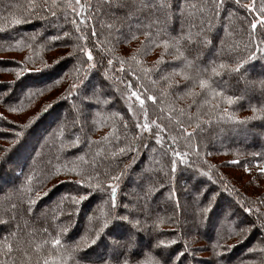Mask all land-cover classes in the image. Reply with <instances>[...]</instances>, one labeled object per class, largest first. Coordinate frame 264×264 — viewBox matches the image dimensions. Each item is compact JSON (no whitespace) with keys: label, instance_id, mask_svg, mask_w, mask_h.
<instances>
[{"label":"trees","instance_id":"16d2710c","mask_svg":"<svg viewBox=\"0 0 264 264\" xmlns=\"http://www.w3.org/2000/svg\"><path fill=\"white\" fill-rule=\"evenodd\" d=\"M13 1L15 2L18 0ZM33 2H37L38 5L36 4L37 7L34 10H30L28 3L30 4ZM39 2V0H20L17 2L18 5L13 6L14 8L12 10V5L10 7V5L6 4V0H0V29H4V31L0 32V35L3 36V39L13 38V40L10 39L11 41L0 40V54L4 52L19 53L36 48H38L37 50L48 49L51 47V45H57L54 47L56 48L60 46L58 44L64 45V47L66 45H70L66 43V38L64 37H62L60 40H53V37L57 35L61 36L59 32L58 34L54 32L53 26L55 25L53 24V19H60V25L62 26H64L65 19H67V21H70L71 19L77 20L79 23L80 21L83 23L84 20L81 18V14L76 13L75 10L72 9V6L68 7V5H72L74 1L56 0L58 7L53 9L56 12L55 16H51V14L48 13V8L41 5ZM41 2L44 4V0H41ZM165 2L167 3V1ZM170 2L172 3V0ZM250 2H252L254 7L257 9V12L254 14V16L251 14L253 13V10L248 9L250 7H239L233 2V0H225L224 7L221 8L218 14L215 16H213L211 11H209L205 6L203 7L202 3L196 5L188 4L185 8H183L185 15L180 18L178 22V28H173V22L170 25H168V23L166 25L163 23L165 20L164 12L161 13L162 20L160 27H166L171 36H177L181 31L183 22L185 35L187 36L189 33L195 34V32L200 31L201 28L207 30V23H204V21L211 20L212 29L211 31L207 32L209 38L211 37V33L218 34L220 32L221 39L218 42L215 40L216 43L211 42V46L202 49L203 56L202 59L198 61L202 67H208L209 69L211 68V64L209 62L213 59H216L214 52L217 50L222 49L224 52H229L230 50L234 49V51H231L232 56L246 59L251 52H255V46L259 45L261 51L255 52V59L249 60L246 63L245 68L241 69L240 74H233L231 77L225 75L222 78L218 77L212 78L210 80L213 88H215L217 91L222 90L225 93V96L234 97L236 99L237 107L241 106L243 111L248 109V111L251 112L254 111L253 109H256L254 112L255 116L257 115L258 117L240 120L245 121L246 123L244 124L235 123V120L238 119L234 117V110L240 109H237L235 106L233 108L232 105L230 108L231 110H228V112L234 119L229 120L227 116H224L223 119H220L219 117L223 115L222 109L226 108L225 102L224 100L220 101L221 99H219L220 97L218 96L212 100V97L208 95V100L214 101L213 104L219 105V108L213 110L214 118L212 119V123L207 125V123L201 122L200 128L197 130V120L195 118L196 114H190L189 111H191V108L185 107L181 104L180 101L182 98L178 100L177 94H179V88L177 91V87L179 86V80H174L173 82L171 81V86L167 89V91H165L162 89L163 87L161 85L156 86L152 83V80H149L143 75L142 72L139 71L140 68H150L154 65H145V54L139 51L138 47L134 45V42L138 41L135 39L128 40L132 43V46L124 47L126 44L124 41L120 46H117V48L114 49L116 50V53L111 57L113 64L115 65L114 67L107 65L103 60V63H98L97 67L88 72L87 75L85 69L87 68L88 62L83 63L82 71L84 74H81L80 77H77V84L83 83L82 85L78 84L82 89H84L83 86H88L89 89L94 88L97 79L102 78L101 73L104 71L108 72V79L102 78V82L100 83L101 87H99L98 90L93 94L97 104H91L93 107L92 130H90L89 126L81 123L80 120L77 126L73 127L72 121L76 119L77 116L76 114L73 115V109L68 106L70 103L69 100L61 99L56 104H51V107L47 109V112H42L41 117L36 121L31 129L32 133L33 129H35L37 133V130L41 128L43 135L47 137V141L43 142L42 147L44 150L42 151V154L34 156L30 160L29 157L36 146V142H32L30 149H28L26 147L28 146L26 140L22 138V140H24L23 147H20L19 151L17 152V145L15 141L11 146L13 148V153L10 154V159L8 162L0 163V191L4 185H10L9 190L2 192L0 195V220L7 221V223L4 225L3 223H0V228H5V230H7L6 234L0 236V245L4 243V238L7 237V242L11 243L14 249L13 252L7 256H3V254L0 252V260H5L8 262V264H13V262L14 264H37V262H39V264H43L44 259H49L50 264H57V262L65 255L63 248H53L50 243H45V241H50L54 236L58 235L60 226L68 225L67 217L61 216L60 210L61 208L68 210L70 207L69 203L65 201L60 207H57L56 205V202L59 200L62 194H83L88 197L79 205L78 215L73 221L74 227L70 229V232H68L66 237H61L62 242L65 244L71 243V241H68L69 239H67V237L78 238V233L80 234L82 229L85 228L88 223L87 217L92 216V211L94 209L97 212L95 216L101 217H103V214L105 213H107L109 216L113 214L115 215L116 212L121 213L122 210L118 209L117 206L112 208L110 203H104V201L109 200V193L107 191L97 194V191L94 193L91 191L87 192V187L80 188L79 190L74 184L61 182L66 181L67 179L58 180V182H61H56L58 184L54 182L59 179L58 177L60 176L66 177V175L75 174L69 171V169L75 166L78 172L83 173V179L85 178L84 180L88 179L89 173H91L93 177H98V179L103 182L106 187L107 184H110L105 181L108 177L111 175H118L121 172L126 175L127 171H129L131 168V163L136 158L137 154H141L146 149H151L150 145H152L151 141L153 139V134L147 131H142L139 128H135L134 124L137 122V120L132 117V112L127 109L125 100L129 94V89L126 87L128 81L124 79L126 75L128 79L132 81L133 87L131 90H136L143 94L142 98L145 101V109L148 114L149 123L152 121V115H160V118L162 119L161 125L163 124L167 129L173 128V130L177 133L176 142L180 146V149L182 148L183 150L189 149L194 151L197 146H193L191 138L196 137L201 138L200 141L203 147H209L211 150L214 149L219 155L225 154L230 150H238V152L241 154L249 150V156L252 157L256 154L264 164V29H262L260 24L257 23V16L259 15V12L260 15L264 17V12H261V7L264 6V0H251ZM207 4L208 2H206V5ZM200 8H202V10H200ZM203 8L206 10L205 12L203 11ZM227 8L234 11L236 10L237 15H231V18H229L228 13L230 12L227 10ZM12 11L15 13L13 14ZM171 12L169 15H172ZM146 13H148V11ZM37 15H39L38 17H40L42 20L38 24L40 27L42 26L41 30H38V33L41 37L33 40V38H31L33 36L23 37L19 35L21 32L23 34L24 32L26 33L27 29L24 23L31 17L35 18ZM140 17L141 20L145 21L146 23H149L152 19H156V17H152L150 13L147 15H140ZM173 17L175 16L173 15ZM14 18L24 19L25 22L13 25L12 20ZM175 19L178 20V17ZM124 20V23H129V25L134 27L133 31H135L139 22L128 20L125 17ZM111 21L117 22L118 19L111 18ZM250 22L257 23V28L252 29L250 27ZM115 26L120 28L121 31L125 32V30L122 29L123 23H120L118 26L115 24ZM224 28H227L226 32H223ZM110 33L111 34L108 32H101V37H103L101 38V42L113 45L115 41H117L118 37L112 35L115 33ZM116 33L118 32L116 31ZM249 33H251V36ZM137 36L138 39L144 40L142 43H146L149 47H151V44L146 39L145 35L137 32ZM161 38H163V36ZM193 38L195 39L196 37L193 35ZM74 44L84 45L79 39H77V43L74 42ZM139 44L141 45V42ZM29 45H31V47ZM195 46L197 48L194 51L195 53L201 50L198 43L195 44ZM191 48L192 47L187 45L186 40L181 41V51L184 52L185 56H187L189 60L193 59L194 57ZM73 49L78 53L77 56L81 60L86 61V56H83L81 53H79L77 48L73 47ZM39 52L41 53V50ZM133 56H135V60L132 59ZM37 57L41 58V56ZM121 59L125 61V64L123 65L125 72H120L117 70L121 67L118 63V61ZM2 61L3 60L0 58V73L6 74L11 70L10 72H14V75L17 77L15 78L18 79L20 84L18 87L15 84H0V89H3V92L6 89H9L11 95L4 97L0 93V105L10 102L12 105H15L13 106L15 110H24L25 107L31 103V101L40 97L39 95L41 93L43 94L46 88L54 87L62 79V76L61 78L59 76L55 78L53 82L48 84L50 80L48 81L47 78H53L57 73L60 72V69L55 67L57 64L50 65L49 63H46L50 65V67L47 69L44 68L45 64L28 68L21 76L19 73H22L21 68L25 69L24 63L15 61L13 65L15 67L11 69L12 66L9 65L8 62L3 63ZM97 61H100V59ZM219 62L220 61L217 60V64ZM229 63L234 64V61H229ZM165 66L178 68L182 67V64L176 61L173 63L168 62L160 65L161 72H153L151 74L152 79L160 77L161 73L165 74L167 69L164 68ZM133 68H135L138 74L141 76L139 82H137L135 77L131 76L130 74V69ZM37 69H41V71H37ZM16 70L19 71L16 72ZM248 70L261 76L258 79V82H260L258 85L261 86L259 89H248V86H250L249 81L244 76L245 71ZM241 75L242 77L240 78ZM210 76V71L205 74V78ZM222 81H227V83H222ZM239 81H242V83ZM33 82L37 84L38 82H42L47 83L48 85H43V87L42 85L38 86L35 88L37 90H30L31 93L30 91L25 90L26 92H23L25 95L21 99L18 101H13L15 98V95L13 94L15 89L17 93L19 92L20 88L23 89L25 87V84ZM9 85H12V87H9ZM108 85H111V87ZM146 87L151 90L155 97L158 98H156L155 102L147 98L148 91H146ZM110 88L112 89V96L114 97V100H111L108 97L107 93L109 92L108 89ZM149 96L153 95L150 94ZM250 96L252 98L256 96L260 99L259 101H251L248 99ZM75 101L79 102V99H72L71 103ZM129 103L132 104V110H135L136 114L141 115L140 117H142L141 119H143L142 121L144 122V114L140 110L139 104L135 102L134 99ZM66 108H70L67 120L64 118V120L59 121V123H57L55 126H53V123V127H51L49 134L46 133L47 127L45 125L47 124V121H49L48 118L51 119L50 123L53 121L56 122L59 118L65 116L64 109ZM195 109L196 108L193 110ZM159 110L160 112L164 113H158ZM181 110H183V114ZM208 111V105H205L204 108L200 110V115H203V117H201V121L207 120L209 118L207 114ZM1 120L2 119H0V121ZM124 122L128 124L127 129L123 127ZM1 123L2 122H0V124ZM186 123H189L190 127L194 126L191 130L195 132L192 131L194 135L191 138L187 137L185 134L184 130L186 128L184 127V124ZM61 125H63L64 128L63 137H61L59 134ZM81 125H83V132L79 130ZM156 125L157 124H154V126L150 125L152 129H154L153 132L157 131ZM205 125L208 128H206ZM258 126L263 130L261 129L259 131ZM69 129H71V131H69ZM186 130L187 132L191 131L189 129ZM91 131L95 132V134L93 132L91 133ZM72 132H75L76 135H72ZM32 133L28 135V138L32 137ZM198 133L200 134L198 135ZM38 136L39 137L37 138L40 140L42 133H40ZM76 136L80 137L79 144L74 143ZM115 136H119L120 140L117 141ZM141 136L142 139L139 138ZM105 137H108L109 139L105 140ZM233 140H235L237 143H234ZM242 140L249 142L250 147L245 145V143L243 144ZM93 141H96L97 143H92ZM215 143L219 145L214 147L213 145ZM130 144H135L138 148V151L129 152L123 156H120L119 154L115 157L112 156L114 151L118 153V147H127ZM161 154L162 155L160 156L159 153H157V156L155 157L156 153L153 152L151 156L149 155L151 158L150 160H152V164H148L149 166H146L145 170L142 171L143 178H145L147 182H145L143 190L135 194L132 200L127 201L126 197L120 193L121 184L125 179L123 178V175L121 176L120 181H118L119 186L116 193L119 195L118 197L122 202H129L135 206L133 214L135 215L136 220L147 223V225L150 226L148 227V235L145 233V237H143L144 235L141 230L130 227L127 221L113 220L110 222L109 226L112 229V235L115 234L114 232L116 230L119 233H123V235L124 233H127V231H132L135 233L136 239H138L137 241L135 240L133 253L124 254L121 256V260H123L126 256L128 258L129 264H157L159 259L157 255L158 249L156 247L157 236H159L160 239H164L165 241L169 239H176L178 243L173 246L174 249L183 250V247L185 245L187 246V242L183 241L185 239L182 237L178 238V236L175 237L177 231H171L167 227L168 224H174V216L172 214L176 211V200L178 199V196L177 192L175 191V180L173 179V176L176 175L177 171L171 172V168L169 169L172 157H170V155L166 152ZM80 156L84 157V161L79 160ZM177 157L175 156V158ZM197 157L198 156H195V159H193L191 163H186L185 159L181 160L180 157H178V159L180 162L184 161L181 163V169H183L181 177L185 176L186 180H195V184L201 183L200 185H204L206 187V191L204 192L203 196L196 193L197 201L195 204L198 215L197 217L195 215V222L197 223L196 225H199V228L197 229L195 226V230L198 232V234L203 236L204 240L208 244H210L209 251L212 254V257L196 258L194 253L187 246L188 252L187 261L185 264H230L232 260L233 261L231 264H246L252 259H256V264H264V252L259 250L255 255L245 254L240 258L238 257L241 251H243L244 247L248 248V246H252L254 243L258 242L255 241V238H253L254 236L251 239H248L246 241L247 243L244 245H238L237 243L234 244L235 247L230 249L225 248V245H232L241 237L236 234L239 232V229L236 227L235 223H225V227H223L224 229H221L220 231H217V225L214 223L211 231L209 232V230H207V228L212 224L211 222H213V220L216 222H221L223 213L229 210L237 212L239 216L247 221L248 225L250 226H257L258 224L260 225L262 223V219L258 218L260 216L259 212L257 214L256 210H254L252 213H247L242 210L240 207L243 206L242 201L238 198V195L235 194L232 188L229 187V189L227 188L228 191H224V189L222 191V188L216 187L213 184L215 181L213 178V173L215 174L216 170H213V168L208 166L206 162L198 160ZM173 160L178 162L176 159ZM123 165H125V167ZM56 169H59L58 174H54ZM164 170L171 172V179L161 177L160 174H162ZM201 173H208V176L201 175ZM29 176L32 177L30 184L28 180ZM16 179L20 180V183L17 185L15 183ZM130 179L132 180V178ZM94 181L96 182L95 179L90 181L88 179V182L95 183ZM115 182L116 181H113V183ZM137 185L138 184H136V186ZM197 186H192V183L189 184V187H191L195 192L198 191ZM29 187L32 189L31 192L27 191ZM136 188L137 187H135V189ZM157 188H161L162 192L159 190L157 192ZM149 189H151L152 194L148 197H145L144 194ZM36 192H39L43 198L38 199L37 203L31 206L32 211L26 212L25 209L28 207V198L31 196L33 199H36ZM44 192H48L49 195L43 196ZM212 193H218L216 197V203L213 206V210L211 212L204 214L201 212V209L207 205L208 198H210ZM124 194L128 195V192L125 191ZM162 199H165V202L162 204L161 209H163L161 211L160 209L155 210V208H152L151 203L153 204V202H155L154 205L157 206L163 201ZM95 200L98 201L96 202ZM45 202L51 203L49 206H45ZM244 206L243 208H245ZM83 207L84 209L87 208V210L83 211ZM81 216L85 217V222L80 220ZM169 217H172L173 220H170ZM202 219L203 223H201ZM174 225H176V222ZM259 225L257 230L261 229ZM23 227H26V229ZM45 228L48 229L47 232L44 231ZM178 235L181 234L179 233ZM225 235V239L220 238L221 236ZM110 237L111 235L107 236L105 238V243L101 244L105 245L102 251H111L110 257L108 259H111L112 255V247H109L112 245L108 242L110 241ZM213 240L216 241L214 242ZM151 241H153L155 244L156 255L152 253L146 254V252V255L144 254L143 256H139L138 254L141 253V248L151 244ZM217 241H219V246H216ZM37 244L42 245V248L39 252L36 251ZM106 244L109 246H106ZM261 248H264V246L260 247V249ZM213 249L215 250V253H223V255H215ZM102 251L100 250L101 254H99L100 256L96 257L97 259L104 257ZM29 257H31V260H29ZM146 258L149 260L147 261ZM23 259H26L27 261H24ZM81 264H85V262H81Z\"/></svg>","mask_w":264,"mask_h":264},{"label":"rangeland","instance_id":"374dc122","mask_svg":"<svg viewBox=\"0 0 264 264\" xmlns=\"http://www.w3.org/2000/svg\"><path fill=\"white\" fill-rule=\"evenodd\" d=\"M19 1L20 0L15 1V2L13 0H6V2H7L6 4L10 5V7L12 5L11 8L13 10V8H14L13 6L18 5L17 2H19ZM39 1H40L39 3L44 6V4H42L41 0H39ZM73 1H74V3L72 4V9H74L76 13L81 14V18L84 20L83 23L81 21L79 23L77 20H72V19L70 21H67V19L64 18L65 19L64 20V26H62V25H60V19H56V18L53 19V24L55 25V26H53L54 32L56 34H58V32H59L61 37L66 38V40H65L66 43H68L70 45H66L64 47V45L58 44L60 46H58L56 48H54V47L57 45H55V46L51 45V47H49L48 49L37 50L38 48H36V49H29L27 51L19 52V53L4 52V53L0 54V58L3 60L2 62L3 63L8 62V64L12 66L11 69H13L15 67V66H13L15 61H19L20 63H24L25 69L21 68L22 73H19V74H21V76L23 75V72L26 69L33 68V67H36V66H39L42 64H46V63H49L50 65L57 64V66H55V67H57V69L59 68L60 72H62V73H60V72L57 73L53 78H51V77L47 78L48 81L50 80L48 82V84H49V83L53 82L55 80V78H57L59 76L61 78V76H62V79L60 80L59 83H57L52 88H46L44 90L43 94L41 93L39 95L40 97L31 101V103H29L25 107L24 110L13 111L12 109H14L13 106H15V105H12L10 102H6L5 104L0 105V117H2V120L0 121V122H2L0 124V149L11 147L12 144L16 141L15 133L21 132V130L23 129L22 131L26 132L25 137H24V139L26 140V143L28 145L26 147L28 149H30L32 142H34V141L36 142V146L34 148L35 151H32L31 156H30L31 157L30 160L34 156L41 155L42 151L44 150L42 147L43 142L47 141V137H45L43 135L41 128H39L37 130V133H36L35 129H33V133H32L31 129L34 126V124L36 123V121L41 117V113L44 112L45 109L50 108L51 104L52 105L56 104L61 99L69 100L70 103L68 106L71 107V109H73V115L76 114V116H77V109L73 108V105H77L78 108L81 110L79 112L80 122L83 123L84 125L89 126L90 130H92L93 107L91 106V104L92 105L97 104V101H96L95 96L93 94L95 93V91L98 90L99 87H101L100 83L102 82V78L97 79V82L95 83V86L92 89H89L88 86H83V88H84L83 89V95L90 97V99H85L83 102H81V100L79 99V102L75 101V102L71 103L72 99H74V100L78 99V93L82 89V88H80V86L78 84L82 85L83 83H78L77 84L78 88H76V89L71 88V85L73 83H77V77H80L81 74H84L82 71V65L83 64L78 63V61L70 55L71 53L74 52V49H73V47L75 46L74 42L77 43V39L81 40V42L84 44L83 46H85L88 50H91L93 53L94 59H93V61L88 62V64H87L88 69L87 68L85 69V72L88 75V72H90L92 70V68L89 67L90 64L96 63L98 59H100V60L103 59L104 62L107 64V59H112L111 57L113 55H115V53H116V50H114V49L117 48V46H120L122 43L121 42L122 38H120V40L117 39V41H115V39H114L115 43L113 45H110L109 43L105 44V43L101 42V38H103V37H101V32H108L109 34H111L110 32H113L115 34H112V35L118 37L119 34L116 33V28H109L108 25L109 24H113V25L116 24L118 26L120 23H123L122 29H124L125 33H127L129 31V27H128L129 23H124L125 22L124 10L110 7L109 4L107 3V0H79V2H77V0H73ZM165 1H167V3ZM170 1L171 0H154V2L158 3V4L164 3V4L170 5L171 10L167 13V23H168V25H170L173 22L174 23V27H173L174 29L178 28V26H179L178 22H179L180 18L182 17L181 13L182 12L184 13L183 8H185L188 4L196 5V4L202 3V5L204 7V6H206V2H208V0H172V3ZM250 1L251 0H240V3L242 5H247L248 7H250L248 9L253 10V4ZM47 2H48V5H51L52 0H47ZM35 4L38 5L37 2H35ZM28 5H29V3H28ZM84 8H86V9H84ZM25 9H27V8H25ZM200 10H202V8H200ZM227 10H229V12L232 13V16L237 15L236 10L234 11V10H231L228 8H227ZM147 11H148V13L151 14L152 17H154V18L156 17L160 21L162 20L161 13H163V11L158 12L156 9H149V10H145L143 12H138L135 9H133L132 10V17L127 18V19L132 20L134 22H139L141 25L147 24L145 21L141 20V17H140V15H147L148 14V13H146ZM203 11L205 12L206 10L203 8ZM170 12L172 13V15H169ZM256 12H257V9L255 8V10H253V13H251V14H253V16H254V14H256ZM12 13L14 14L15 12L12 11ZM48 13L51 14L50 11ZM113 13H115V16L118 18L117 22L111 21V18H113V15H112ZM173 15L175 17H173ZM38 16L39 15L35 16V18L31 17L28 21H26L24 23L26 25V29H27L26 33L24 32V34H23L21 32V33H19V35H21L23 37L33 36V37H31V38H33V40L41 37L38 33V30H41L42 26L40 27L38 24L42 20ZM177 17H178V20L175 19ZM164 18H165V15H164ZM260 21H264V17L261 16L260 12H259V15L257 16V23H259ZM43 28H44V26H43ZM133 28L134 27L132 26V30H133ZM77 29H79V30H77ZM226 30H227V28H224L223 32H226ZM65 32L69 33L70 35L64 36ZM93 32H95V35H92ZM10 39L13 40V38H4L3 39V36L0 35V40L11 41ZM210 39H211V42H213V43L218 42L221 39V33L220 32L218 34L217 33H211ZM130 40H132V39H130ZM135 40H138V41L134 42V45L138 47L139 51H141L142 53L145 54L144 55L145 65H156L158 63V61L160 60L161 55L164 51L163 48L162 47H152V46L149 47L146 43H142V42H144L143 39L137 38ZM215 40H216V42H215ZM34 42H37V41H34ZM140 42H141V45L139 44ZM125 43L126 44L124 47L132 46V43L128 40L125 41ZM93 45H95V47H93ZM190 47H192L191 51H193V54L195 55L194 51H195V49H197L196 46L191 45ZM146 48L148 49V51H145ZM40 50H41V53L39 52ZM37 56H41V58H38ZM29 57H32V59L29 60ZM164 59L166 61H168L169 63L174 62L172 60V56H170V55H165ZM57 60H59L60 62L56 63ZM74 65L76 68L80 69L79 72L74 71ZM112 66L114 67L115 65L112 64L111 67ZM164 68H167L166 73H165V75H167L172 70L170 68H173V67H166L165 66ZM117 70L119 71V69H117ZM10 71H8L6 74L0 73V84H3V83L15 84L18 87L20 83H19L18 79H16L17 77H16V75H14V72H10ZM18 71L19 70H16V72H18ZM102 71H103V69H102ZM244 76L249 81L250 86H248V89L249 88L250 89H253V88L259 89L261 87L260 85H258V83H260V82H258L259 81L258 79L261 77L259 74H254L248 70V71H245ZM241 77H242V75L240 76V78ZM153 80H158L157 83H155V85L156 86L161 85L163 87V88L162 87L161 88L164 89L165 91H167V89L170 87L169 81H165L163 79H160V77L155 78ZM174 80L175 81L179 80V83H178L179 86L177 87V91L179 88V91H178L179 94H177L178 100L180 98H182L180 101L181 104L185 107L191 108V111H189L190 114H196L197 113L196 112L197 107L195 105H192L193 97L183 95L184 85H185V81L183 79V76L181 74L172 75L170 78V81L173 82ZM239 82L242 83V81H239ZM46 84L47 83H42V82H38V84L35 82L28 83V84H25L24 88H26V89L20 88L19 92H17V93H16V89H15V91L13 93L15 95L14 96L15 98L13 101H18L19 99H21L25 95V94H23V92L25 93L26 91L34 90L35 88H37L38 86H41V85L43 87V85H46ZM146 89H147L146 91H148L147 96H149L150 94L155 96L151 92L150 89H148L147 87H146ZM2 90L0 89V93L4 97L10 95L9 89H6L4 92ZM35 90H37V89H35ZM108 91H109L107 93L108 97L111 100H114V97L112 96V93H113L112 89L110 88V89H108ZM196 91L199 93L201 90L199 88H197ZM5 93H7V94H5ZM30 93H31V91H30ZM71 97H73V98H71ZM254 98H252L250 96V98H248V99L251 101H259V99H260V98H257L256 96ZM196 99L199 102L203 99V97H196ZM219 99H221L220 101L224 100L221 97ZM212 100H209V101L211 103H213L214 101H212ZM6 104L9 106H7ZM235 104H236V102L234 104H232L233 108L235 106L237 109H240V110H234V117L236 119L243 120V119H248V118H253V117L257 118L258 117L257 115L255 116L254 111L250 112V111H248V109H246V111H243L241 109L242 108L241 106L237 107V104L236 105ZM232 105H228L225 103L226 108L229 107L228 110H231L230 108L232 107ZM194 108H196L195 109L196 111L193 110ZM69 110H70V108L64 109L65 116H62L56 122L53 121L52 123H50L51 119L48 118L49 121H47V124L45 125L47 127L46 133L49 134L51 127L55 126L57 123H59V121L64 120V118H65V120H67V117L69 116ZM203 111H205V110H203ZM131 112H132V117H134L140 123H143V121H142L143 119H141L142 117H140L141 115L136 114L135 110H132ZM158 113H164V112H160V110H159ZM201 117H203V115ZM151 120L152 121H150V125L154 126V124H159L161 127L157 131L159 134V138L162 140V143H158L157 140L155 138H153L151 141L152 145H150L151 149L150 150L146 149L141 154H139V153L137 154L136 158L131 163V168L129 169V171H127L126 175H123V178H125V179H124L123 183L121 184L120 193L123 196H125L126 200L128 201V200H132L133 197L135 196V194H137L143 190L145 182H147V180L145 178H143V172L142 171L145 170L146 166H149L148 164H152V160H150L151 159L150 156H151V154H153V152L156 153L155 157L157 156V153H159V155L161 156L162 155L161 153L166 152L170 155V157H172L171 162L173 159L178 160V162H176L177 173L175 176H173V179L175 180V191L177 192V196H178L177 200H179V207L176 206V211L172 214L174 216L173 217L174 220L176 221V225H174L175 224V222H174V224H168L167 227L171 231H175V232L177 231L176 234L174 233L175 237L178 236V238L182 237L183 239H185L183 241L187 242L186 244H187L188 248L194 253L196 258L197 257H199V258H211L212 254L209 251L210 250V248H209L210 244H208L204 240L203 236L198 234V232L195 230V226L197 224L195 222V215H196V217L198 215L196 204H195L197 201L196 193L199 194V192L193 191L192 188L189 187V184L192 183V186L198 185L197 190H204L206 187L204 185H200L201 183L195 184V180L194 181L193 180L188 181V179L186 180L185 176L181 177L182 171H183V169H181V163L184 161L180 162V160L178 159L177 156H176L177 158H175L174 151H179L181 153V156L184 157L186 163L187 162L191 163L192 160L195 159V156H198L197 157L198 160H202V161L206 162L208 164V166L213 168V170L214 169L216 170L215 174L213 173V176H214L213 178L215 180L213 184L216 187L222 188V191L225 187L228 189H229V187L232 188L234 190L235 194L238 195V198L242 201L243 206L245 205L244 206L245 208L252 207L253 211L259 209V216L260 217H264V174H262L261 170H260L261 168H264V164L261 162V160L258 158V156L256 154L252 157L249 156L248 155V153H249L248 148H247L248 151L243 152V154L239 153L238 150H235V151L230 150L229 152H227L225 154L219 155L216 150L212 149L213 150L212 151L211 149H209V147H203V145L200 141L201 138H196V137L191 138V141L193 142V146H195V145L197 146L194 151H191L189 149H187V150L186 149L183 150L182 148L180 149V146L176 142L177 133L173 130V128L167 129L163 124L161 125L162 119L160 118V115H158V116L152 115ZM49 123H50V125H49ZM53 123H54V125L52 126ZM21 125H27L28 127L22 128ZM184 127L186 129L191 130V129H193L194 126L190 127V124L186 123V124H184ZM205 127L208 128L206 125H205ZM199 128H197V130ZM258 129L260 131L262 128L258 126ZM157 131H155V132H157ZM192 131L193 130H191L190 132H192ZM92 132L93 131H91V133ZM193 132H195V131H193ZM30 133H32V137H30L31 139L28 138V135H30ZM40 133H42V136L40 137V140H39L37 137H39L38 135ZM93 133L95 134V132H93ZM199 134L200 133H198V135ZM173 137H175V142L173 141ZM27 138H28V141H27ZM234 139H236V138H234ZM218 141H221V140H218ZM233 142L237 143L235 140H233ZM242 142H243V144L245 143V145L250 147L249 142H246L243 140H242ZM218 145L219 144L215 143L213 146L216 147ZM242 148H244V147H242ZM243 150H245V149H243ZM4 155H5V153L3 151H0V158L4 157ZM184 159H181V160H184ZM233 161H238L239 163H232ZM123 166L125 167V165H123ZM170 168H171V165L169 166V169ZM160 175H161V177H164V178H168V179L172 178L171 172H167L166 170H164L162 172V174H160ZM58 178L59 179H57L54 183L58 182V180L80 179L79 176H76V174H69V175H66V177L60 176ZM130 178H132V180ZM130 180H131V182H130ZM85 181L88 182V179H86ZM105 181H107L108 183H113V181L110 179V177H108ZM15 183H16V185L19 184L20 180L16 179ZM58 183H61V182L59 181ZM58 183H56V184H58ZM91 183H93V182H91ZM176 183H177V185H176ZM136 184H138V185L136 186ZM169 185H170V183H169ZM122 187H124V188H122ZM135 187H137V188L135 189ZM9 188H10V185H4L0 191V195L2 194V192L9 190ZM156 190H157V192H158V190L161 191V188H157ZM88 191H91L92 193H94L97 190L95 188H93V189H89V190L87 189V192ZM125 191L128 192V195L124 194ZM97 192H98L97 194H101V192H99V191H97ZM159 195H162V194H159ZM118 196L119 195H117V199H116L117 205L116 206L118 209H121L122 211H121V213L116 212V214L127 215L129 220L135 222L136 219H135V215L133 214L135 206L130 204L129 202H122ZM162 200L163 201L161 203H159L157 206L154 205L155 202H153V204L151 203L152 208H155V210L160 209V211H161L163 209V208L161 209L162 204L165 202V199H162ZM166 202H167V200H166ZM50 203L45 202L44 205L49 206ZM123 205H128V207L124 208ZM82 210L86 211L87 208L84 209V207H83ZM92 212H93L92 216H95V214H97L95 209ZM257 214H258V212H257ZM75 219H76V217H75ZM80 220H82V222H85V217L81 216ZM262 222H263V220H262ZM211 223L212 224L208 227L209 229L207 228V230H209V232L211 231V228L214 226V223H216V225H217L216 226L218 228V229L216 228L217 231H220L221 229H224L223 227H225V225H223V227H221V222H216L215 220H213V222H211ZM4 224L5 223H3V225ZM258 225L257 226H251V230L247 233L246 238L240 237L237 241H235V243L232 244V245H234V244L238 243V245H241V244L244 245L245 243H247L246 241L248 239H251L253 236H254L253 238H255V241H258L256 243H254V245L251 244L252 246H248V248L244 247L243 251H241V253L238 256L239 258L245 254L255 255L257 253V251L260 249V247L264 246V228L260 227L261 229L257 230ZM129 226L131 227V225H129ZM148 227H150V226H148L147 223H143L140 221V224L138 225V227H136V229L141 230V232L144 235L143 237H145V233L148 235V230H149ZM23 228L26 229V227H23ZM70 229L68 232H70ZM128 232L129 231H127V233H124V235H123V233H121V232L119 233L116 230L114 232L115 234L111 235V237L109 239L110 241H108V242L111 245L113 244V242H118L120 244H123L128 239ZM6 233H7V230H5V228H0V236L4 235ZM179 233L181 235H178ZM66 235H68V233L65 234V237H66ZM78 235H79V233H78ZM67 239H69L68 241H71L70 238L67 237ZM135 240L137 241L138 239H135ZM213 241L215 242L216 240H213ZM136 245H138V244H136ZM255 245H258V246H255ZM104 246L105 245H101V247L100 246L97 247L96 251L94 253H92L94 259H97L96 257L100 256L99 255V254H101L100 250L102 251ZM106 246H109V245L106 244ZM134 246H135V244L133 245V247L130 250H125L124 254L133 253ZM109 247L111 248V246H109ZM253 248H255L257 250L256 251H249V249H253ZM141 249H142L141 253L138 254L139 256H143L146 252H147L146 254H148V253L155 254V252H156L155 244L153 241H151V244H149L148 246H143ZM1 254H3V252H1ZM102 254H104V257H106L108 259L110 257L111 251L104 250V251H102ZM227 254H229V253H227ZM3 256H7V255L3 254ZM23 260L27 261L26 259H23ZM146 260L148 261L149 259L146 258ZM255 260L252 259V260L248 261V263H246V264H256ZM232 261H231V263H232Z\"/></svg>","mask_w":264,"mask_h":264},{"label":"snow or ice","instance_id":"6c2138e0","mask_svg":"<svg viewBox=\"0 0 264 264\" xmlns=\"http://www.w3.org/2000/svg\"><path fill=\"white\" fill-rule=\"evenodd\" d=\"M79 2V0H77ZM233 2L243 8H247V5H242L240 3V0H233ZM107 3L109 4L110 7L117 8L124 10L125 18H131L132 17V10L135 9L138 12H143L145 10L149 9H156L158 12L163 11L165 14V20L164 24H167V13L170 11V5L164 4V3H155L154 0H107ZM225 5V0H208V4L205 6L209 11H211L212 15L215 16L218 14L219 10L223 8ZM44 6L48 8V10L51 12L52 16L56 15V12L53 10L55 7H58V4L56 3V0H52L51 5L47 4V0H44ZM72 5L69 4L68 7H71ZM29 9L34 10L37 5L35 3H30L29 4ZM253 10L254 4H253ZM261 12H264V6L261 7ZM113 19H118L115 16V13L112 14ZM181 15L183 16L184 13L182 12ZM232 13H228L229 18H231ZM24 19L21 18H14L12 20L13 25L21 24L24 23ZM204 23H207V30L204 28H201L200 31L196 32L195 34L189 33L187 36L185 35V30L182 22L181 26V31L177 36H171L170 33L168 32L167 28H161L160 24L161 21L156 18L150 20L149 23L147 24H137L135 31L132 30V26L129 25V31L127 33L123 32L120 30V28L116 27L113 24H109V28H116V31L118 32V40L122 38L121 42L127 41L130 39H137V32H140L141 34L146 36V39L150 42L152 47H162L163 48V53L161 55L160 60L156 65L150 68H140L139 71L143 73L145 77H147L149 80H152V83H157V80L152 79V73L153 72H161L160 70V65H163L165 63H168L164 59L165 55H170L172 56V60L174 62L178 61L180 64H182V67L178 68H173L171 72L167 75L161 73L160 79H163L165 81H169V86H171V81L170 78L172 75L175 74H181L183 76V79L185 81L184 85V91L183 95H187L190 97H193L192 100V105H195L197 107V113H196V120L197 124L196 127H200V123H207L211 124L213 117V110L219 108V105L211 103L208 99L207 96L210 95L212 99L214 100L217 96L221 97L224 99V102L228 105H232L236 102V99L232 96H225V93L221 91H217L215 88H213L212 84L210 83V80L212 78H222L225 75H228L231 77L233 74H240L241 69L245 68L246 63L249 60H254L255 59V52H260L261 49L259 45L255 46V52H251L249 56L244 59V58H239V57H234L231 55V51H234V49L230 50L229 52H224L222 49L217 50L214 52V56L216 59L211 60L209 63L211 64V68L209 69L208 67H202L198 61L202 59L203 56V51L202 49L208 48L211 46V39L207 35L208 31H211L212 29V22L211 20L204 21ZM260 26L262 29H264V21L259 22ZM250 27L252 29L257 28V23H251L250 22ZM79 30V29H77ZM4 31V29H0V32ZM70 34L65 32L64 36H69ZM92 35H95V32L92 33ZM193 35L196 37L195 39L193 38ZM251 36V33H249ZM163 36V38H161ZM62 39L61 36L57 35L53 37V40H60ZM186 40L187 45H195L199 44L200 49L197 51L193 57V59L189 60L187 56H185L184 52L181 51V41ZM31 47V45H29ZM75 48L79 50V53H81L83 56H86V61L81 60L77 56V52H73L70 55L78 61V63L83 64L87 63L89 61H93V53L91 50H88L85 46L83 45H75ZM95 47V45H93ZM145 51H148L146 48ZM32 57H29V60H31ZM133 60H135V56L132 57ZM217 60L220 62L217 64ZM229 61H234V64L229 63ZM60 61L57 60L56 63H59ZM98 63H103V59L100 61H97L96 63H92L89 65L90 68L95 69L97 67ZM118 63L120 64V72H125V69L123 65L125 64V61L123 59L119 60ZM139 63V62H138ZM107 64L112 65L113 60L112 59H107ZM50 65L45 64L44 68L47 69L49 68ZM246 70V69H245ZM37 71H41V69H37ZM74 71L79 72L80 69L76 68L74 65ZM210 71L211 76L208 78H205V74ZM130 74L131 76H134L136 81L139 82L141 79V76L138 74L137 70L135 68L130 69ZM19 75V74H18ZM102 78L108 79V72L104 71L101 73ZM79 79V78H78ZM128 82L126 84V87L129 89V94L125 100L127 109L129 111H132V104L129 103L130 101L137 102L140 106V110L144 114V122L140 123L137 121L134 124L135 128H139L142 131H147L153 134V138L157 140L158 143H162V140L159 138L158 131L153 132L152 127L150 126V123L148 121V114L145 109V101L142 98V93L136 90H131L133 87L132 81L128 79L127 75L125 78ZM222 83H227V81H222ZM111 87V85H108ZM9 87H12V85H9ZM71 88L76 89L78 88L77 83H73L71 85ZM199 88L201 92H197L196 89ZM118 90V89H117ZM7 94V93H5ZM71 94V93H70ZM196 97H203L201 101L198 102ZM148 99L152 100L153 102L156 101L155 96H148ZM78 99L83 102L85 99H90V97H87L83 95V89L80 90L78 93ZM205 105H208L209 111H208V116L209 118L207 120L201 121V115H200V110L204 108ZM73 108L77 109V118L72 121V126L76 127L77 124L79 123V112L81 111L77 105H73ZM15 111V109H12ZM254 111L256 109H253ZM47 112V109H45ZM183 114V110H181ZM223 115H221L219 118L223 119L224 116H227L229 120H233L234 118L229 114L228 109L224 108L222 109ZM2 119V117H0ZM191 119V117H190ZM235 123L238 124H244L246 123L245 121H240V120H235ZM22 128L28 127L27 125H21ZM123 127L125 129L128 128V124L124 122ZM156 129H160V125H156ZM81 132H83V125L80 126L79 129ZM71 131V129H69ZM185 134L187 137L191 138L194 133L193 132H187L185 129ZM60 136L63 137L64 135V128L63 125L60 127ZM72 135H76L75 132H72ZM139 135V134H138ZM25 137V133L23 131L15 133V138H16V145H17V152L19 151L20 147H23L24 145V140L22 138ZM142 139V136L139 137ZM105 140H108V137L104 138ZM115 139L117 141L120 140L119 136H115ZM173 141L175 142V137H173ZM75 144L80 143V137L76 136V140L74 142ZM92 143H97L96 141H93ZM146 146V145H142ZM0 151H3L5 153L4 157L0 158V163H7L8 160L10 159V154L13 153V148H3L0 149ZM33 151H35L33 149ZM138 151V148L135 144H130L127 147H118V153L114 151L112 153V156H117L118 154L120 156L126 155L129 152H136ZM174 155L180 157L181 159H184L183 156H181V153L179 151H174ZM31 157H29L30 159ZM79 160L84 161V157L80 156ZM232 163H239L238 161H233ZM127 167V166H126ZM261 173L264 174V168H261ZM70 172H73L76 174V176L81 177L80 179H70L66 181H61L64 183H71L76 185L77 189L87 187V189H93L95 188L99 192H104L107 191L109 193V200L104 201L105 204L110 203L112 208L116 207V193L118 189V183H110L107 184L106 187L103 182H101L98 177H93L91 173H89L88 179L96 180V183H91V182H86L83 179V173L78 172L76 170V167H72L69 169ZM176 171V162L173 160L171 162V172ZM59 169H56V172L54 174H58ZM124 175L123 172H121L118 175H111L110 179L112 181H120L121 176ZM201 175L208 176V173H201ZM210 179V177H209ZM29 184L31 183L32 177H28ZM27 191L31 192L32 189L29 187ZM204 190H198L199 194L201 196L204 195ZM224 191H227V188H224ZM151 189H149L147 192H145V197L150 196ZM36 199H33L31 196L28 198V207L25 209L26 212L32 211L31 206L35 205L37 203L38 199H42L43 197L40 195L39 192L35 193ZM49 195L48 192H44L43 196ZM218 193H212L210 198H208L207 205L201 209V212L204 214H207L213 210V206L216 203V197ZM88 197L83 194H62L59 198V200L56 202L57 207H60L65 201H67L70 205L68 210H64L61 208L60 210V215L61 216H66L68 219V225L67 226H60L59 227V234L54 236L50 241H45V243H50L53 248H63L64 256L57 262V264H81V262H85V264H129L128 258L125 256L123 260H121V256L124 255L125 250H130L133 245L135 244V233L134 232H129L128 234V239L126 242L123 244H120L118 242H113L112 244V255L111 259H107L106 257H100L99 259H93L92 253L96 251V248L99 247L101 244L105 243V238L107 236L112 235V229L110 228V222L113 220H119V221H127L129 225H131L132 228L138 227L140 224L139 220H135V222L129 220L127 215H111L109 216L107 213L103 214V217L101 216H89L87 217V225L85 228L82 230V232L79 234L78 238H70L71 243L65 244L62 242L61 237L65 236L66 233H68L69 229L74 227V219L78 215L79 212V205L85 201ZM176 206L179 207V200H176ZM15 207V206H14ZM124 208H127L128 205H123ZM244 212L247 213H252L253 209L252 207H247L243 208V206H240ZM259 212V209L256 210ZM206 218V217H205ZM259 219L264 220V217H258ZM170 220H173L172 217H169ZM173 222H176L173 220ZM0 223H7V221L0 220ZM201 223H203V219L201 220ZM225 223H235L236 227L239 229V232L236 234L241 236L242 238H246L247 233L251 230V226L248 225V222L245 221L242 217L239 216V214L235 211L229 210L223 213V216L221 218V227ZM119 226V225H118ZM260 227L264 228V222H262ZM158 227V226H157ZM197 229L199 228V225H196ZM107 230V231H106ZM45 232L48 231L47 228L44 229ZM221 239H225V236H221ZM178 243L176 239H169L165 241L164 239H160L159 236H157V243L156 247L158 249L157 255L159 257L157 264H185L187 261V252L188 248L185 245L183 247V250L180 249H174L173 246H175ZM219 246V241H217V245ZM232 247H235V245H225L226 249H230ZM42 248V245L37 244L36 245V251H40ZM13 246L11 243L7 242V237L4 238V243L0 245V252H3L4 255H8L13 252ZM91 250V251H90ZM257 249H249V251H256ZM214 254L217 256H222L223 253H215V250L213 249ZM259 251L264 252V248L259 249ZM29 260H31V257H29ZM0 264H8L7 261L5 260H0ZM14 264V262H13ZM39 264V262H37ZM43 264H50L49 259H44Z\"/></svg>","mask_w":264,"mask_h":264}]
</instances>
